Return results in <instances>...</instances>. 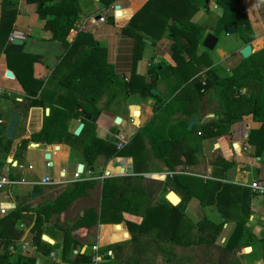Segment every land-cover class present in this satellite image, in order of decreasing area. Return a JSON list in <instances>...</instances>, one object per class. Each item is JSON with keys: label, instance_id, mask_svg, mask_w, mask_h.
I'll return each instance as SVG.
<instances>
[{"label": "crops", "instance_id": "obj_1", "mask_svg": "<svg viewBox=\"0 0 264 264\" xmlns=\"http://www.w3.org/2000/svg\"><path fill=\"white\" fill-rule=\"evenodd\" d=\"M146 1L113 0L108 5L100 0H79L78 2L80 14L76 22L81 25L79 30L90 33L92 38L105 48L106 61L125 81L134 74L146 83L153 82L151 72L153 64L162 61L169 66L175 65L171 57L172 39L167 27L164 28L159 38H154L142 30L138 31L142 37L140 43L127 29L122 28L134 15V22L148 23L147 14L150 10H144ZM240 1L253 38L246 43L237 34L231 39L233 47L231 51L215 44L212 49L215 51V57L211 55L212 64L209 67L216 76L215 82L200 91L201 93H197L191 78L197 77L202 83L204 71L207 69L202 68L190 77L182 88V101L174 102L165 114L153 119L151 129H158L159 135L161 132L166 136L180 138L169 144L173 148L167 162H163L162 157L157 155L147 136H143L137 144L142 148L139 165L142 172L140 174L144 178L160 182V188L151 194V200L155 201L162 195L165 199V194L173 191L179 198L177 203L179 204L184 202V195L189 194V198L184 202L181 221L174 241L155 239L147 235L140 236L137 241L130 240V233L125 222L127 220L134 225L140 222L144 207L142 203V208L137 206L136 211L121 212V220L118 222L120 227L114 225L116 223H97L91 227H77L70 230V235L76 243L66 258H61L60 228L69 227L87 207L98 211L102 180L123 175V167L120 164L132 167V156L113 155L109 157L101 149L95 156L92 166L88 168L80 155V149L72 148L65 143L29 142L21 147L18 141L27 134L38 131L42 125L43 115L47 112L39 106L22 107L26 101V93L13 71L7 67L6 57L2 51L5 44L1 45L0 42V119L3 122L0 127L2 134L9 114L11 112L19 114L13 138L8 139L6 146L0 152V173L5 174V168L11 163L14 166L8 175L15 178L24 177L27 182L11 189V201L14 206L7 209L5 213L22 205L34 206L43 200L54 198L61 189L71 183L72 174L78 163L82 164L78 180H96L84 196L71 201L60 213L52 214L44 225L42 234H46L53 241L49 244L54 246L49 251L53 252V257L37 249L31 250L28 247L20 250L19 248L24 232L33 222L31 211H22L23 216L15 223H12L6 215L7 220L0 224V229H6L5 233L10 234L11 237H15L13 235L17 230H21L18 240L12 238L8 243V250L15 249L31 259L30 264H85L90 261L88 247L91 245L98 247L101 254L100 262H103L104 257L108 255L111 264H263L254 245L223 251L225 242L235 228L234 222L229 220L218 227L217 224L224 218L216 211L215 204L207 202L212 181H227L241 187H246L251 181H264V148L259 155H255L254 145L243 140L246 147L242 146L240 152L237 153L230 151L231 142L240 140L242 134H248L250 130L257 129L264 123V98H261L264 97V0ZM14 2L16 11L9 35L14 34V38L19 39L23 36L20 43L22 51L33 55L36 60L32 64V75L35 78L40 77L46 80L52 75L51 71L61 58L60 44L56 40H50V33L41 28L42 21L37 18L35 4H28L25 0H14ZM170 2L171 0H161L157 3L153 2L154 5L151 4L152 8H159L161 13L159 19L162 22L165 20L167 24H171L174 19L169 8ZM138 11H141L139 16L136 15ZM219 13L220 9L212 0H182L175 15L182 21L189 20L205 28L203 24L213 20L214 16L218 18ZM98 16L103 17L104 20L98 21ZM79 30H71L67 39L71 40ZM245 44L250 46L247 61H244L239 54L240 47ZM204 49L200 40L196 53ZM183 56L186 57L185 54ZM243 65L249 69L247 75L243 73ZM8 69L12 72L11 77L5 75ZM65 71L66 69L62 74ZM256 73L261 74L262 79H256ZM62 74L61 72L55 74L53 82L58 80ZM227 76L234 78L229 80ZM157 77L155 75L154 78ZM176 79L178 77L169 70L162 71L161 79L155 82L154 88H151L153 92L150 89L153 95L139 97L137 92H133L124 96L118 89L116 97L105 108H103L105 95H102L97 102V106L102 109L94 121L96 138L101 142L109 141L116 144L115 135L119 132L124 135L125 144L140 127L149 121L157 105L166 100L169 86ZM224 82H229V85L227 84L226 87ZM50 86L52 87L51 84ZM242 100V106L239 107V102ZM44 102L48 103L46 100ZM256 102L259 113L255 119L251 115V110ZM115 117L120 118L118 123L114 122ZM228 117L230 122L221 134L202 136L197 133L201 131L203 125L212 120L219 119L223 122ZM79 119L80 117H76L69 121L68 129L72 133L81 123ZM189 121H193L190 128H188ZM30 143H35L37 147H30ZM45 153L49 154L46 159L50 160L49 166L43 162ZM223 162H230V166L221 171ZM29 165L31 168H28ZM165 171H179L180 183L174 186V183L167 181L166 176L160 177ZM60 172L63 174L61 175ZM45 174L56 183L51 186L38 184L40 177ZM148 174H152L153 178L146 177ZM14 189L16 192L13 191ZM32 192L38 193L31 195ZM263 212V196H251L250 212L245 226L257 238L264 235ZM5 213L0 214V219L3 220ZM235 213L237 214V211ZM125 231L126 236L122 234ZM31 235L28 231L22 241L33 245ZM5 247L3 240L0 239V253Z\"/></svg>", "mask_w": 264, "mask_h": 264}, {"label": "trees", "instance_id": "obj_2", "mask_svg": "<svg viewBox=\"0 0 264 264\" xmlns=\"http://www.w3.org/2000/svg\"><path fill=\"white\" fill-rule=\"evenodd\" d=\"M112 1L100 0L105 5L110 4ZM158 1L161 0L146 1L144 10H150L147 14L148 23L134 22V15L122 27L124 30L127 29L139 43L142 42V37L138 34L140 30L154 38H159L165 27L169 29L172 39L171 57L175 61V65L169 66L162 61L153 64L151 67L153 82L146 83L134 74L127 81L118 75L112 65L106 61L105 48L98 44L90 33L79 30L71 40L67 39L74 23L79 18V0H25L28 4H35L37 18L42 21L41 28L48 31L50 33L49 39L58 41L62 49L59 63L51 71L52 75L48 76L46 80L40 77L35 78L32 75V64L36 61L34 56L23 52L21 44H15L8 40L15 16L16 3L14 0H0V42L1 45L5 44L2 51L6 57L7 67L13 71L26 93V101L22 104V107H48L47 113L43 115L41 128L21 138L18 141L19 145L24 147L29 142L65 143L72 148L77 147L80 149V155L88 168L92 166L95 156L101 149L109 157L113 155L132 156L133 175H121L102 180L98 211L92 207H87L82 210L81 214L77 216L69 227L60 228V254L62 259L66 258L76 243L70 235V230L77 227H91L97 223H118L121 220L122 211H136L140 203H144L140 222L137 225L129 223L127 220L125 222L130 233V240L137 241L140 236L147 235L155 239L174 241L176 230L181 221L184 202L189 198V194H185L184 202L176 206L170 205L163 195L155 201L151 200V194L160 188V182L151 178H144L140 174L142 172L139 166L142 148L138 147L137 144L142 140L143 136H147L157 155L161 156L163 162L166 163L173 148L169 144L180 138L166 136L161 132L159 135L158 129H151L154 122L153 119L165 114L174 102L182 101V88L196 72L202 68H207L204 71L202 83L197 77L191 78L192 85L196 88L197 93H201L200 91L213 84L216 76L209 68L212 64L209 51L204 49V51L196 53L198 43L206 34L205 28L195 22L182 21L176 17L175 12L182 0H173V2L171 0L169 4V8L173 13V22L171 24L165 23V20L162 22L159 19V16H161L159 8L151 7L153 2L157 3ZM212 1L220 9L216 20L217 26H234L240 38L246 43L253 38L240 0ZM140 13L141 11H138L136 15L139 16ZM247 59L248 57H245L243 60L247 61ZM62 63L66 65V71L59 76L58 80L53 82V76L57 74V69L61 67ZM244 65L242 66L243 73L247 75L249 69ZM166 70L172 72L178 79L173 84H170L169 92L165 97L166 100L164 99V102L157 105L153 116L147 123L140 127L119 149L116 148V144L113 142H101L96 138L94 121L102 109V107L97 106V102L102 95H105L103 108L109 105L116 97L118 89L121 90L124 96L133 92H137L139 97L153 95L150 89L154 88L155 82L161 79V72ZM155 75L158 76L156 79L154 78ZM256 75V79H262L261 74L256 73ZM233 78L232 76H227L229 80ZM224 84L227 87L229 82H224ZM45 100L48 103L45 104ZM243 100L239 102V107L242 106ZM249 101L251 102V100ZM258 113V103L256 102V105L251 110V115L256 119ZM76 117H80L79 121L83 123V127L78 134L74 135L68 129V123ZM229 122V117L224 119L223 122L219 119H214L203 125L199 134L202 136L219 135L225 131ZM163 123H165L164 120ZM8 141V139L3 137L2 128L0 127V147L3 149ZM246 141L254 145V153L259 155L264 148V123L259 128L250 130L246 135ZM35 143H30V147H37ZM229 166L230 162H223L221 171ZM178 174L166 176V179L168 178L167 181L177 186V183H180L181 180L180 174ZM95 182V179L73 181L61 189L52 199L43 200L34 206L22 205L10 209L5 213L3 220L0 219V224L5 222L7 218H10L11 222L15 223L23 216L24 213L22 211H31L33 215V224L29 230L32 234L31 241L37 250L46 255L54 246L41 240L40 235L50 216L60 213L67 208L71 201L84 196L87 189L92 187ZM251 196L253 194L246 187L227 181H212L207 202L208 204H215L216 211L224 218L223 221L217 224L218 227L229 220L234 222L235 228L225 242L223 251L257 244L256 250L259 252L264 264V235L257 238L245 226V221L250 212ZM235 211H237V214ZM6 215L8 216L7 218H5ZM5 231L6 229H0V239L3 240V244L6 246L4 251L0 253V264L32 263L31 259L18 253L15 249H7L8 243L11 242L12 238L18 240L21 230H17L13 235L15 237H11ZM78 259L80 260L81 258L79 257ZM104 259L106 261L104 260L98 264H111L108 255ZM88 260L89 257L87 262ZM89 262L85 264H90Z\"/></svg>", "mask_w": 264, "mask_h": 264}, {"label": "built area", "instance_id": "obj_3", "mask_svg": "<svg viewBox=\"0 0 264 264\" xmlns=\"http://www.w3.org/2000/svg\"><path fill=\"white\" fill-rule=\"evenodd\" d=\"M92 22L94 21L92 18L90 19ZM98 21H103L104 18L101 16H98L97 18ZM81 28V25L79 22H75L74 26H73V30H79ZM15 35L11 34L8 36V40H12V38H14ZM20 39H23V36L20 37ZM2 120L0 119V125H2ZM197 133L199 134L200 131H197ZM246 135L247 134H242V137L240 140H235L233 142H231L230 144V151L232 153H237L240 152L242 146H247L243 140H245L246 142ZM116 137V148L119 149L121 148V146L124 144L125 139L123 137V135L121 133H117L115 135ZM247 143V142H246ZM2 148L0 147V152H1ZM46 166H49L50 162H45ZM123 167V171L122 174L123 175H133L134 172L132 170L131 166H123L122 164H120ZM14 165H12L11 163L8 164V166L5 168V174L4 173H0V214H4L6 212L7 209L12 208L14 206L13 202L11 201V189L16 187L17 185H22L27 183L25 181L24 177H11L8 175V173L10 172V169L13 168ZM28 168H31V166L29 165ZM179 171H165L163 172L162 175H160V177H164V176H171L172 174L178 173ZM81 172H77L76 170L73 172L72 174V179L70 180V182L76 181L79 179ZM152 174H148L146 175V177H152ZM153 178V177H152ZM56 182H54V180H52L51 177H49L48 175H43L40 177L38 184L42 185V186H51L54 185ZM246 187L250 190V192L253 195H264V181L263 180H255V181H251L249 182ZM31 249V250H35V246L34 245H28L26 242L24 241H20L19 242V248L20 250H25L26 248ZM88 251L90 252V264H98L100 262V258H101V254L100 251L98 250V247L96 245H91L88 247ZM47 256L49 257H53V252H48Z\"/></svg>", "mask_w": 264, "mask_h": 264}, {"label": "water", "instance_id": "obj_4", "mask_svg": "<svg viewBox=\"0 0 264 264\" xmlns=\"http://www.w3.org/2000/svg\"><path fill=\"white\" fill-rule=\"evenodd\" d=\"M224 32L225 33H233V32H236V28L234 26H229V27H226L224 29ZM144 41L149 42L148 40H144ZM11 42L15 43V44H20L22 42V40L19 39V38H12ZM216 42H217V37L215 35H213L211 33H206L201 39V46L203 48H205L206 50H212L214 45L216 44ZM239 54H240V56L242 58L247 57L250 54V46L248 44H245V45L241 46L240 49H239ZM35 57H38V56H35ZM5 75L11 77L12 76V72L8 69V70H6ZM151 91L153 92V89H151ZM47 111H48V108L47 107L44 108V112H47ZM18 119H19V114L17 112H11L9 114V117H8L7 122L5 124V127H4V132H3V136L6 139H12L13 138L15 129L17 127ZM119 120H120L119 117H115L114 118V122L115 123H118ZM192 123H193V121H189L188 128L191 127ZM81 127H82V123H79L75 127V129L73 130V134L74 135L78 134V132L80 131ZM48 157H49V154L45 153L44 154V158L47 159ZM76 171L77 172H81L82 171V164L81 163L77 164ZM60 174L62 175L63 172H60ZM35 193H38V192H32L31 195H35ZM165 199L172 206H175L178 203V201H179V198L176 196V194L173 191H168L165 194ZM32 224H33V222L30 224V226L24 232L21 241L24 239L26 233L29 231V229L31 228ZM114 225H116L117 227H120L118 223H116ZM122 234H124V236H126V231L124 233H122ZM40 239L45 241L48 244H52V242H53L52 239L49 238L46 234H41L40 235ZM254 247H257V244H254ZM81 250L83 251V248Z\"/></svg>", "mask_w": 264, "mask_h": 264}, {"label": "rangeland", "instance_id": "obj_5", "mask_svg": "<svg viewBox=\"0 0 264 264\" xmlns=\"http://www.w3.org/2000/svg\"><path fill=\"white\" fill-rule=\"evenodd\" d=\"M216 13V12H215ZM217 14H218V10H217ZM213 20L210 21V18H209V21L208 23H204L203 25H205V33H211L213 35H215L217 37V43H216V46H223L225 47L228 51H231L232 50V45H231V39L234 38L238 32H233V33H225L224 32V29L226 27H224L223 25L222 26H217L216 24V19L215 16L214 18H212ZM216 26V28H214ZM215 46V47H216ZM209 55L211 57L214 56L215 57V51L214 50H211L209 52ZM212 58V57H211ZM66 69V65L64 63H62L61 67L57 69V73L58 72H61V74L63 73V70ZM264 94V93H263ZM261 98H264V97H261ZM174 104V103H173ZM123 135V134H122ZM124 136V135H123ZM43 162H50V160H46L44 159ZM70 170V169H69ZM13 191L16 192V189H14ZM138 208H142V203H140L138 205Z\"/></svg>", "mask_w": 264, "mask_h": 264}]
</instances>
